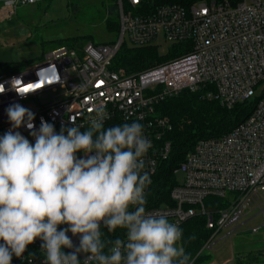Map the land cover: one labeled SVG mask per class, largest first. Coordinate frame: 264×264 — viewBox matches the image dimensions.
Returning a JSON list of instances; mask_svg holds the SVG:
<instances>
[{"label":"built area","instance_id":"2783aa9c","mask_svg":"<svg viewBox=\"0 0 264 264\" xmlns=\"http://www.w3.org/2000/svg\"><path fill=\"white\" fill-rule=\"evenodd\" d=\"M38 1L0 0L7 15L18 6ZM116 13L119 37L113 44L57 46L31 66L0 75V85L5 88L0 93V136L10 128L5 112L10 104L30 109L36 128L43 118L53 123L57 132L61 125L71 127V118L88 127L89 116L103 107L109 115L107 120L118 117L144 125V134L152 141L145 157L152 180L158 162L170 151V143L160 141L171 125L167 118L155 115L156 104L183 91L202 93V98L217 100L227 109L236 103L252 102L246 119L229 132L195 141L173 171L182 178L176 179L170 189L172 204L146 210L167 216L179 227L188 218L203 215L206 228L213 230L203 249L210 248L211 239L221 229L236 226L248 215L249 219L260 216L264 226V0L157 5L147 0H116ZM125 41L128 46H155L158 50L166 42L165 54L172 47L181 53L126 72L113 63ZM16 89L26 94L18 95ZM58 91L50 101H36L43 93ZM18 131L34 143L26 127ZM208 196L224 199L225 205L211 212L204 205ZM261 226L250 230L257 233ZM73 241L79 243L77 237ZM40 245L37 240L23 258L13 256L12 264H28L29 260L42 264ZM79 258L83 259V254Z\"/></svg>","mask_w":264,"mask_h":264},{"label":"clouds","instance_id":"9594fccd","mask_svg":"<svg viewBox=\"0 0 264 264\" xmlns=\"http://www.w3.org/2000/svg\"><path fill=\"white\" fill-rule=\"evenodd\" d=\"M5 112L10 128L0 136V264L23 258L37 240L42 264H195L183 229L146 210L152 180L145 157L152 141L142 123L105 127L109 115L97 107L87 128L71 118L72 126L57 132L43 118L36 128L35 114L19 103Z\"/></svg>","mask_w":264,"mask_h":264},{"label":"trees","instance_id":"16d2710c","mask_svg":"<svg viewBox=\"0 0 264 264\" xmlns=\"http://www.w3.org/2000/svg\"><path fill=\"white\" fill-rule=\"evenodd\" d=\"M153 5L162 3H191L197 0H147ZM109 9L116 7V0H108ZM117 15V14H116ZM106 20L104 25L109 31H118V15ZM88 39L87 35L73 36L55 43L68 48H80ZM181 52L175 47L169 49L168 53L160 54L155 46L133 47L122 44L113 59L117 68H123L126 72L144 69L157 63L166 61ZM18 68H24L26 65ZM252 102L236 103L232 108L227 109L219 104L217 100H206L202 98V93L190 94L185 91L177 95L168 97L155 105V115L167 118L171 129L162 134V141L170 143L169 155L166 159L160 160L155 175L152 177V184L146 193V207L159 206L161 204L171 205L169 192L173 185L177 183L174 169L185 159L187 153L191 151L196 140L201 138L216 137L229 132L239 123L243 122L249 115ZM124 121L118 117H113L105 122V127L122 124ZM130 123V122H129ZM87 128L86 126H84ZM206 209L211 212L213 209L222 208L225 204L220 198L208 196L204 199ZM184 231V246L187 252L192 253L195 264H207L209 255L203 254V247L213 234V230L205 226V217L197 214L188 218L181 225ZM109 236H123L124 231L117 229L115 233H108L107 229H102ZM195 236L194 240L189 237ZM259 252L250 254L245 259L254 261L259 257ZM237 262H241L240 256L234 257Z\"/></svg>","mask_w":264,"mask_h":264},{"label":"rangeland","instance_id":"374dc122","mask_svg":"<svg viewBox=\"0 0 264 264\" xmlns=\"http://www.w3.org/2000/svg\"><path fill=\"white\" fill-rule=\"evenodd\" d=\"M116 14V7L109 9L108 0H39L18 6L11 15H7L0 2V75L16 73L20 65L26 63V68L44 59L46 53L61 45L55 43L57 40L87 35L83 44H113L119 31L107 30L104 23ZM124 44L128 46L126 41ZM167 46L168 43H161L160 54H165ZM57 94L59 91L46 92L36 101H50ZM181 178V174L176 176L178 181ZM249 218L250 215L213 236L210 248L203 250V254L209 255L207 264H264L262 218ZM255 226L261 227L257 233H252L250 229ZM256 251L260 253L256 260L245 259ZM236 256L242 258L241 262L235 260Z\"/></svg>","mask_w":264,"mask_h":264}]
</instances>
